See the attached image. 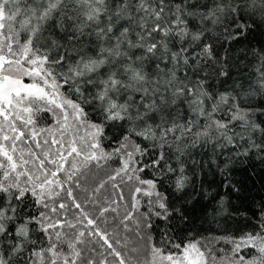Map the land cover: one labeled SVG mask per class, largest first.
Listing matches in <instances>:
<instances>
[{"label":"snow or ice","instance_id":"1","mask_svg":"<svg viewBox=\"0 0 264 264\" xmlns=\"http://www.w3.org/2000/svg\"><path fill=\"white\" fill-rule=\"evenodd\" d=\"M0 264H264V0H0Z\"/></svg>","mask_w":264,"mask_h":264},{"label":"trees","instance_id":"2","mask_svg":"<svg viewBox=\"0 0 264 264\" xmlns=\"http://www.w3.org/2000/svg\"><path fill=\"white\" fill-rule=\"evenodd\" d=\"M203 227H204V228H208L209 226L205 224V225H203Z\"/></svg>","mask_w":264,"mask_h":264}]
</instances>
